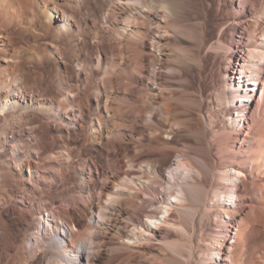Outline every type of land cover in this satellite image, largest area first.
I'll return each mask as SVG.
<instances>
[{
	"label": "bare ground",
	"instance_id": "obj_1",
	"mask_svg": "<svg viewBox=\"0 0 264 264\" xmlns=\"http://www.w3.org/2000/svg\"><path fill=\"white\" fill-rule=\"evenodd\" d=\"M233 1L238 5L227 30L230 40L215 42L225 55L231 53V60L226 57L223 65L215 64V89L232 132L216 133L217 148L206 128L191 137L183 134L178 121L158 127L159 145L152 151L160 155L141 164L132 162L112 177L105 155L112 140L122 135L119 131L127 130L131 112L123 106H133V133L142 136L140 119L155 121L156 114L148 116L142 108L161 94V71L186 70V61L169 60L167 39L161 35L169 27L163 22L177 19L180 1L0 0V246L17 243L22 223L15 219L14 232H7L4 212L18 217L25 208L21 201L47 177L43 163L68 164L73 148L84 140L99 156L102 180L107 176L121 189L105 185L101 194L111 197L113 205L129 198L127 215L133 230L124 247L153 253L159 242L173 253L168 260L170 254L159 246L155 258L137 264H264V0ZM208 24L204 22L200 32L185 31L200 48L214 38ZM149 58L159 70L148 78ZM193 60L199 62L204 78L207 57ZM194 142L204 147L203 155L190 157L182 148ZM87 167L74 169V183L71 179L81 195L96 184L88 181ZM17 184L24 187V195L13 190ZM10 196L15 203L8 207ZM32 207L28 203L27 208ZM77 219L71 210L44 209L39 233L30 237L27 250L39 249L52 230L61 242L50 244L54 259L48 264H96L92 254L79 251L80 242L94 249L95 241L88 230L74 233ZM166 227L187 236V256Z\"/></svg>",
	"mask_w": 264,
	"mask_h": 264
},
{
	"label": "rangeland",
	"instance_id": "obj_2",
	"mask_svg": "<svg viewBox=\"0 0 264 264\" xmlns=\"http://www.w3.org/2000/svg\"><path fill=\"white\" fill-rule=\"evenodd\" d=\"M179 1L180 8L178 12L180 13H178L177 19L167 20L166 22H163L169 27L162 29L161 32H163L161 33V35L164 37L166 36L167 39L165 41V47L167 48L168 52H171L170 54L168 53L169 60H177L181 63L182 61H186L183 63L184 67H186V70L182 72H178L173 69L161 71L162 76L160 84H163L161 94L158 93L159 97L158 95H153V99L151 101L149 100L148 103H146L142 108L146 112L144 110L142 111L144 113H147L148 116L151 115L150 113L156 114L155 121L153 122L150 120L151 122H149L140 119V127L145 133L142 136L136 135L135 137V134L133 133L132 119H134L135 117L132 111L133 106H123L125 111L128 110L127 112H131V117L126 123L127 130L119 131L122 134L120 135V137H122H119L118 140L117 138H115V141L112 140L108 147L109 153L106 154L107 156L105 155V158L108 159L107 162L110 170L109 174L111 172L110 175H113L112 177H115L117 173L119 174L121 172V168H123L124 166L126 167V169L129 168L132 162L136 164H141L144 161L146 162L152 159L154 160L160 155V153L157 154L155 150L156 146L158 147L159 145L158 139H156L157 130L159 129L158 127L162 128L178 121L181 125L180 129L182 130V132H184L183 134H186L191 137L192 134L196 133L197 135V132L200 133L201 130L203 131L206 128L207 133L210 135L209 137L211 138L214 136L212 138V140L214 139L213 143L215 139L217 140V142L215 141V144L217 143V148L219 144L218 138H216V133L218 131L223 132L224 129L228 132H232L231 130H233V125L228 121L229 118L224 116L225 106L220 104L219 106L216 102V95L218 93L216 90L218 89L217 87H219V85L217 84L218 82H216L218 70L216 67L217 65L215 64L219 65L220 63L223 65V62H226L224 61L226 57L229 58L228 60H231V53L225 55L224 50L220 47L219 44H216V41L219 38H227V30L230 24L233 23L235 8L238 4L237 2L235 3L233 0ZM204 22H207V24L209 22L208 25L214 33V38L209 40L207 45L203 47V49L198 47V43L188 37L185 34V31L195 30L200 32L202 31V26L204 25ZM227 40L229 41L230 38L228 37ZM152 51L153 53H156V48L152 47ZM202 56H206L208 60L205 68L204 78H200L201 74L199 69L200 66L198 64L199 62L193 60H198ZM153 57L154 56H152V58ZM148 60V65H151H149L147 69L149 78L153 77L155 71L159 70V66L155 60L151 58H149ZM128 64H130V62ZM176 68L180 70V68ZM110 75H113L112 78L115 77L113 73ZM74 83L77 85L76 81L72 82V84ZM201 86L205 87L203 94L200 93ZM142 88L143 87L141 85L138 86L139 90H141ZM137 96H139V94ZM118 107L119 106L117 105L115 108ZM154 109H156L158 113L161 109H163L166 113L164 114L160 111L161 114L159 117V114L157 115V111L155 110V112ZM91 146L92 145L89 142H84V140H82L75 148H73V157L70 159V162H68V164L66 161L64 162V160L56 162H44V165H42V169L45 171L47 177L42 186H38L34 192L36 195H38V197L34 195V193H32L30 194V196H27L24 202L21 201V203H25L23 206V208H25L22 209L21 214L16 218L11 217L10 215L4 212V219L7 224V232H14V229L16 227L14 225L15 219L22 220V223L17 243L11 247L5 245L4 247L0 246V264H48V261L50 262L54 259V253L49 248L50 244L54 240L59 243L61 242V239L55 234H53L54 232L52 230L48 231L47 237H45L44 240L46 242H41L39 249L32 250L31 248V250H27L26 248L30 237L39 233L37 229L39 227L38 220L44 209H49L50 211L55 213L63 211L69 212L71 210V212L76 215V218L78 219L75 223L76 227L74 229V233H77L78 230H88L90 233L93 234L95 241L94 249L89 243L80 242L78 244L79 251L82 253L86 252L87 255L90 254L88 255L90 257L92 254V258L94 257L93 261L95 260L94 262L96 264H137L138 261L146 262L151 261L153 258H155V256L157 255V251L159 250V246H162L159 242L154 243L156 245L157 250H155L153 253L143 252L141 251V249L134 248H131V250L130 248L124 247V242L126 244H130V242L125 237L130 236L133 230L131 223H128L127 212L130 210V203L127 202V200H129V198L127 197V199L125 197L123 198V200H126L120 201L118 202V204L113 205L110 204L111 197H104V195L101 194L100 190L102 189V186L105 185H108L111 188L114 187L115 191L117 189V191H120L121 189L116 188V183L112 182L111 179H108L107 176L103 177L102 180L100 173L101 165L98 160L99 156L94 150L93 146ZM153 147H155V149H153L152 151ZM182 148H185L190 157H196L198 156L197 154L203 155L205 152L204 147L199 145L198 142L186 144ZM82 165L90 166L86 169L87 179L88 181H93L94 183H96L92 186L93 188L91 189V192L86 193L84 195L75 192L74 184H72L71 181V179L73 180L72 176L74 169ZM145 165L146 164L144 163L143 167H145ZM169 170L171 171L172 169ZM95 180H97L98 183ZM205 186L210 188L207 184ZM13 187V190L16 191L18 195H24L25 190L21 184H17ZM8 189V187H4V192L7 191V193L10 194V189ZM161 191H163V189ZM6 202L9 207L11 204L15 203V198L13 196L7 197ZM28 203H31L33 207L27 208ZM92 205H94V209L91 210ZM110 205L111 209L113 206L115 207L111 210ZM144 207L146 208V205H144ZM105 210L109 211V213ZM102 212H106L109 215L106 219L107 222H103V219L101 218L103 214ZM26 214L30 216L26 217ZM144 221H146V219ZM94 224L96 227L89 230V228ZM167 229L168 230L166 231L170 233L171 239L173 238V240H177L178 243L181 242L180 245H183L182 253L184 256H187L188 251L186 250L188 249L187 246L189 244V239L187 238V236L184 237L178 230L173 227H168ZM162 247L165 248V251H168V253L170 254L167 257L168 260H170V257L173 255V253L166 246ZM181 260L184 262L186 261L183 258Z\"/></svg>",
	"mask_w": 264,
	"mask_h": 264
}]
</instances>
